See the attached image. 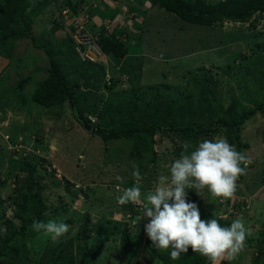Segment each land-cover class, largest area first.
<instances>
[{
	"label": "trees",
	"instance_id": "16d2710c",
	"mask_svg": "<svg viewBox=\"0 0 264 264\" xmlns=\"http://www.w3.org/2000/svg\"><path fill=\"white\" fill-rule=\"evenodd\" d=\"M61 1L71 10L72 15L82 9L81 0L76 4L71 0ZM49 2L44 0L32 11H28V0H0V58L7 61L3 72L21 70L27 46L36 52L42 51L40 54L47 59L48 77L34 91V103L46 109H58L60 112L67 105L76 120L79 117L87 120L91 125L90 131L104 142L122 138L138 142L139 137L147 135L154 160L157 155L156 137L159 134L177 138V156L183 151V141L195 143L217 134L226 136L238 151L245 152L248 149L249 145L241 139L245 123L257 115L264 119V43H257L249 54L238 52L234 56L235 59L226 68L231 70L239 61L240 66L236 73H227L220 69V72H212L205 67H199L186 71L182 77L185 83L182 85L142 87V58L129 56L126 43L116 37L122 36L118 31L107 34L103 29L97 34L98 46L104 55L117 62L119 68L118 77L111 73L113 78L108 85L103 65L79 60L71 39L75 31L70 21L64 24L68 34L63 35L61 40L52 37L51 42L38 44L32 36V21ZM151 4L185 23L208 28L224 23L250 25L254 28L255 15L264 14V0H220L215 3L209 0H151ZM60 24L62 21L58 19L50 32L51 36L60 29ZM226 35V45H238L236 48L241 46L240 34ZM8 75L10 78V74L6 73ZM27 79L28 77L17 83L16 88L20 89L18 91L24 90ZM125 81L127 89L121 90L120 87ZM100 91L108 92L106 99L99 94ZM90 116L96 120L91 122L88 119ZM139 144L136 143V147ZM138 155H141L140 152ZM22 170L28 172L27 181L21 183L16 180L20 185L10 198L14 207L12 219L18 221V228L13 225L12 219L4 221L5 229L0 236V264H78L76 248L80 245L83 252H86L89 242L93 243L90 251L94 257L102 251H109L107 259L112 254V261L116 264L119 258L126 264H131L138 257L142 238L130 234L129 221L122 228L121 223L109 220H100L94 225L90 215L86 214L82 216L83 221L78 220L76 223L75 220L74 223L72 217L82 214L80 209H74L72 205L79 199V191L75 185L70 180H65L64 189H61L56 179H53L55 189L62 192H55L58 201L54 205L49 203L51 197L45 193L40 196L43 188L36 180L33 167ZM52 176L55 178V172ZM82 193L84 195L85 192ZM68 196L69 200L66 199ZM188 199L197 204L199 202L193 191H189ZM122 208L124 215L129 216L132 221L141 212L132 204ZM200 214L203 220L213 218L209 212L200 210ZM53 219L63 220L70 226L76 224V229L67 236L46 243L40 238L44 237L42 234L32 230V222ZM218 220L221 226L231 224L228 220ZM26 240L33 242L32 249L27 248ZM144 244L160 264H210L207 258L191 250L173 260L170 249L153 248L150 239H145ZM245 249H254L256 253L250 264H264V236H257L256 241L247 237ZM223 264L228 263L224 261Z\"/></svg>",
	"mask_w": 264,
	"mask_h": 264
},
{
	"label": "rangeland",
	"instance_id": "374dc122",
	"mask_svg": "<svg viewBox=\"0 0 264 264\" xmlns=\"http://www.w3.org/2000/svg\"><path fill=\"white\" fill-rule=\"evenodd\" d=\"M43 1L28 0L30 4L28 11H32ZM48 1L50 2L44 5V9L32 21V36L38 44L49 43L52 37L61 40L63 35L68 34L63 20L68 12L72 15L71 10L68 11L61 0ZM77 1L71 0L75 4ZM100 1L93 0V3L100 6L102 5ZM209 1L215 3L220 0ZM136 2L137 8L140 9L141 4L144 3V7L149 6L151 0H136ZM65 12V16H62ZM89 14L94 15L95 12ZM97 15L103 17L104 12L99 11ZM141 15L145 16L143 13ZM149 15L152 21L149 18L147 23H143V27L140 24L141 18H138L140 24L138 27L143 28L147 40L135 36L137 30L131 24L133 21L126 25L117 22V29L127 36L122 40L128 46L129 52L144 56V67L140 74L142 87L160 84L182 85L185 83L182 77L186 71H193L199 67H205L212 72L220 69L227 73L232 71L236 73L240 66L239 61L231 70L226 68L227 64L233 62L234 56H237L238 52L249 54L257 43L260 45L264 43V14L255 15L254 28L250 25L231 23L217 24L212 28L191 25L158 7L151 9ZM59 18L63 19H60L63 23L51 36L50 32ZM70 20L73 18L70 17ZM88 27L86 30L90 31ZM124 27L127 31L123 29ZM226 33L240 34L241 46L236 48L238 45H226ZM132 39L137 43L136 46L131 45ZM37 52L27 46L21 70L1 72L7 61H0V236L5 229L4 221L12 219L14 215L10 198L20 185L16 180L21 183L27 181L28 172L22 169L30 166L33 167L36 180L43 188L40 196L45 193L46 196L51 197L49 203L55 205L54 202L58 201L55 192H61L55 189L53 179H56L61 189H64L65 180H70L75 185L79 191V199L72 205L74 209H80L82 214L71 216L74 223L75 220L76 223L83 221L82 216L86 214L90 215L91 223L94 225L100 220L121 223L120 228L124 223H130V234L142 238L138 247V257L131 264H160L144 244V240L149 239L144 232V225L149 221L146 217H142V207L134 205L141 212L139 217L132 221L129 216L124 215L125 211L122 207L126 205H119L118 197L124 188L134 183L131 175L133 165L139 166L144 176L141 182L142 192L150 190L154 186L156 177L166 173L167 165L178 158L177 138L172 139L159 134L156 137L157 155L154 160L147 135L139 137L138 142L124 138L104 142L91 131L83 129L80 121L71 114L67 105L60 112L58 109H46L34 103L32 95L48 77L49 72L46 57L40 54L42 51ZM93 71L95 72V69ZM6 73L10 74L11 80ZM27 77L24 90L18 91L20 89L16 88L17 83ZM238 81L240 82V79ZM126 85V81L123 82L120 89H127ZM137 87L139 88L138 85ZM99 94H102L104 99L108 96L107 91L105 93L100 91ZM88 119L96 120L92 116ZM4 121H7L6 126L2 124ZM241 139L249 145L244 153L251 163L248 165L244 179L238 181L235 197L225 201L213 197L207 189L203 191V198L195 191L193 193L199 201V209L211 215L215 213L218 219L232 222L236 217L242 216L246 228L250 231L248 237L256 241L257 236H264V119L260 115L245 123L241 131ZM136 143L140 144L136 147ZM15 144L17 147L14 146ZM54 172L55 178L52 176ZM117 175L124 178L123 182L115 179ZM82 191L85 192L84 195ZM66 199L69 200V196ZM17 222L13 220L16 228H18ZM75 226L76 224L71 226L65 236L75 231ZM40 238L46 243L53 241L45 236ZM92 244V242L88 243L86 252H83L80 245L77 246L78 264H116L112 261V254L109 260L107 259L109 251H102L94 257L90 251ZM25 245L28 249L34 247L33 242L28 240L25 241ZM253 255L256 256L254 249L244 248L235 259L226 262L250 264L254 260ZM117 264H126V262L119 258Z\"/></svg>",
	"mask_w": 264,
	"mask_h": 264
},
{
	"label": "clouds",
	"instance_id": "9594fccd",
	"mask_svg": "<svg viewBox=\"0 0 264 264\" xmlns=\"http://www.w3.org/2000/svg\"><path fill=\"white\" fill-rule=\"evenodd\" d=\"M79 14L85 15L88 19L83 30V33L88 36L97 37L99 40L97 34L103 29L107 32V26L112 30L107 34H114L117 31L114 30L115 27L107 23L105 28L98 32H88L86 29L89 15H86L84 9L79 10L76 15H71V18L79 17ZM62 16L65 15L62 14ZM63 21L66 24L70 18ZM116 37L123 39V36ZM71 39L74 42L75 53L82 61L76 52L77 45L73 35ZM87 61L91 62L89 60L82 62ZM109 62L114 64L116 76H118L117 62L111 61L103 51L101 59L91 63L103 65L106 72L109 70ZM181 146L183 151L178 158L167 165L166 173L156 177L154 186L147 192L141 190L144 176L139 166L133 165L131 175L134 183L123 189L118 197V204L142 207V217H146L149 221L144 225V232L152 242V247L159 250L170 249L173 260L179 259L191 250L207 258L210 264L231 261L245 248L247 237L250 235L244 218L236 217L230 226H221L219 220L215 218V213L213 218L203 220L199 205L188 199V193L195 191L203 198V191L207 189L215 198L225 201L233 199L238 189V181L241 176L247 174L251 160L243 151H238L235 145L230 144L226 136L220 134L210 139L202 138L195 143L183 141ZM115 179L121 182L124 180L120 175H117ZM70 227L63 220L53 219L47 222L33 220L32 222L34 232L53 241L65 236L70 231Z\"/></svg>",
	"mask_w": 264,
	"mask_h": 264
},
{
	"label": "crops",
	"instance_id": "0c3cea01",
	"mask_svg": "<svg viewBox=\"0 0 264 264\" xmlns=\"http://www.w3.org/2000/svg\"><path fill=\"white\" fill-rule=\"evenodd\" d=\"M81 1L83 2L84 5L82 4L83 6L81 7L82 9H80V10L84 9L87 16H88V13L93 14L95 12L94 15H90L89 14V16H88L89 17V22H88L87 25L89 27L88 26L87 27L90 29V31H88V32H91V33L98 32V31L102 30L103 28H105V25L107 23H110L111 26L115 27L114 30L118 31V34L124 35L121 31H119L117 29L118 28L117 27V22H120L121 24L123 23V25H126V24H130L133 21V23H131V24L132 25L135 24L134 27L137 30L136 31L137 35H135V36L137 38H141V39L143 38V39L147 40V37L144 34V31H143L142 27H143V23L144 24L147 23V20L151 16V15H149V11L155 7L151 3L148 4L149 6H146V7H144L145 3L141 4V7L139 9V8H137V6H138L137 4L138 3L136 2V0H128V1H126V0H101L100 4H102V5H100V6L94 4L93 0H81ZM124 2H126L127 4L124 3ZM99 11L104 12L103 17H97L98 16L97 13ZM141 13L145 14V16L143 17L141 15ZM138 18H141V20H142V22H140V24L142 26L141 28L138 27L140 25L138 23ZM150 19L149 20L152 21V18H150ZM143 21H145V22H143ZM123 29L125 31H127L126 27H124ZM140 30H141V32H140ZM134 32H135V30L133 31V34H134ZM125 36L126 35H124L123 37L125 38ZM131 45H135L136 46L137 43L133 40ZM129 56H133V57L136 56L137 57V54L133 55V52H129ZM139 57L142 58V71H143V67H144L143 66V58H144V56H139ZM0 61L4 62L6 60L0 58ZM109 63H110L109 64L110 75L112 76L111 73H114L113 75L116 76L117 73L115 71L116 69L114 67V64L111 63V62H109ZM6 65H7V63L5 64V66ZM5 66H4V68H5ZM1 72H3V70ZM2 124L4 126H6L7 125V121L2 122ZM14 146H16V144Z\"/></svg>",
	"mask_w": 264,
	"mask_h": 264
},
{
	"label": "built area",
	"instance_id": "2783aa9c",
	"mask_svg": "<svg viewBox=\"0 0 264 264\" xmlns=\"http://www.w3.org/2000/svg\"><path fill=\"white\" fill-rule=\"evenodd\" d=\"M66 12L64 13V15ZM71 15L68 14L65 19L70 18ZM73 20L70 22L73 24V30L75 31L73 34L74 41L76 43V52L78 53L80 59L82 61L89 60L91 62H98L102 57V51L98 46V38L91 37L87 34L83 33L84 25L87 23V17L83 14H79V17H72ZM108 33L112 30L109 26L106 27ZM112 76L109 73V70H106L105 81L107 84H110V80Z\"/></svg>",
	"mask_w": 264,
	"mask_h": 264
},
{
	"label": "water",
	"instance_id": "95a60500",
	"mask_svg": "<svg viewBox=\"0 0 264 264\" xmlns=\"http://www.w3.org/2000/svg\"><path fill=\"white\" fill-rule=\"evenodd\" d=\"M78 121H80L83 129H85L86 131H90L91 130V125H89L85 119L79 117Z\"/></svg>",
	"mask_w": 264,
	"mask_h": 264
}]
</instances>
